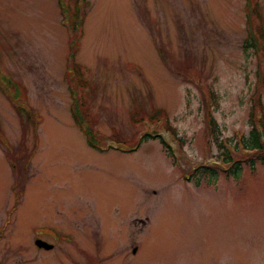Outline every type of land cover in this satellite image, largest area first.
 Wrapping results in <instances>:
<instances>
[{
  "label": "rangeland",
  "instance_id": "rangeland-1",
  "mask_svg": "<svg viewBox=\"0 0 264 264\" xmlns=\"http://www.w3.org/2000/svg\"><path fill=\"white\" fill-rule=\"evenodd\" d=\"M261 32L264 0H0V264H264V162L220 155Z\"/></svg>",
  "mask_w": 264,
  "mask_h": 264
},
{
  "label": "trees",
  "instance_id": "trees-1",
  "mask_svg": "<svg viewBox=\"0 0 264 264\" xmlns=\"http://www.w3.org/2000/svg\"><path fill=\"white\" fill-rule=\"evenodd\" d=\"M258 35L259 36H256L257 40L258 42L262 43L261 48L264 50V33L261 32ZM243 47L245 50H249L250 48L256 47L255 40L252 38L246 39V41L243 44ZM261 84L264 85V66H263V76L261 77ZM252 117L256 118V122L251 123V130L248 134V137H246L245 139L243 137L241 139V141L243 142L242 147L243 149H245L244 152H246L241 154L245 156L246 159L239 154L240 152L236 154L240 155L241 157L234 159V156L231 155L232 152L229 150H224L223 148H222L223 151L220 153L222 159L224 158L223 163L228 164V169L226 170L227 173L234 177H237V175L240 173L241 162L247 160L248 165L254 167L253 160L256 159L253 158L254 154H257L259 160L264 162V103L259 102L255 104V106L251 110V118ZM167 130L171 131L169 127L167 128ZM171 133L173 134L174 138L177 140V136L175 135V133L173 131H171ZM146 136L149 137L150 135H146ZM156 138L159 139L161 145L168 152V155L170 156L172 149L167 144V142L160 135H157ZM87 142L90 143L89 146L93 144L89 139V137H87ZM139 145L140 143H138L136 145V148H134L133 150H136L139 147ZM93 146L90 147L93 149H97ZM201 169L216 173V169L210 168L208 166H203Z\"/></svg>",
  "mask_w": 264,
  "mask_h": 264
},
{
  "label": "water",
  "instance_id": "water-1",
  "mask_svg": "<svg viewBox=\"0 0 264 264\" xmlns=\"http://www.w3.org/2000/svg\"><path fill=\"white\" fill-rule=\"evenodd\" d=\"M35 244H36L37 246H39V247H43V248H46V249L52 247L51 244H48V243H46L45 241H42L41 239H36V240H35Z\"/></svg>",
  "mask_w": 264,
  "mask_h": 264
}]
</instances>
